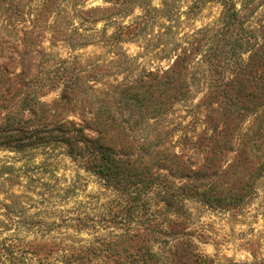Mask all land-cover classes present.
I'll return each mask as SVG.
<instances>
[{
	"label": "rangeland",
	"instance_id": "rangeland-1",
	"mask_svg": "<svg viewBox=\"0 0 264 264\" xmlns=\"http://www.w3.org/2000/svg\"><path fill=\"white\" fill-rule=\"evenodd\" d=\"M239 1L252 5L246 10L249 25H264V0ZM193 2L0 0V264H129L135 248L161 250L167 237L148 229L154 224L157 230L181 232L179 241L191 240L207 264H264V145L248 131L258 125L253 118L240 123L250 145L221 154L225 174L199 180L183 198L176 184L185 180H154L147 205L137 210L124 202L132 180L107 183L92 163L96 133L86 130L81 142L69 146L56 141L61 134L42 132L36 123L42 117L82 123L90 118L89 108L96 111L83 99L87 86L119 104L130 83L150 72L163 73L186 53L188 100L147 114L150 119L136 134L159 138V151L169 147L195 168L205 165L211 156L206 145L192 144L211 132L202 104L206 85L193 78L203 53L204 34L197 32L218 23L222 6L210 2L192 13ZM14 119L22 123L12 124ZM173 191L177 198L169 197ZM232 195L242 201L222 207L213 201ZM169 198L176 215L165 204ZM145 213L153 220L147 229L141 223ZM110 214L116 223L104 221ZM126 214L131 220L121 222ZM109 234L122 235L113 237L117 242L110 248L101 241ZM77 254L85 260L74 261ZM162 259L159 264H169L166 256Z\"/></svg>",
	"mask_w": 264,
	"mask_h": 264
},
{
	"label": "trees",
	"instance_id": "trees-1",
	"mask_svg": "<svg viewBox=\"0 0 264 264\" xmlns=\"http://www.w3.org/2000/svg\"><path fill=\"white\" fill-rule=\"evenodd\" d=\"M210 2L220 4L222 12L216 26H205L197 32L204 34L203 41L200 42L201 46L198 45L203 53L197 60L198 67L193 74L194 79L206 85L202 104L208 111L206 118L208 123H211V132L204 131L197 137L196 142H192V144L206 145L204 147L211 156L207 155L205 165L195 168L187 164L177 152L171 153L169 147L159 151V138L152 141L146 136L136 134L147 124V119H150L147 118V114L157 115L165 112L167 107V111H170L173 103L188 100L191 90L188 86L189 55L186 53L178 54L173 65L163 73L150 72L139 82L130 83L120 92L119 104L109 102L104 96L99 97L95 88L87 86L82 90L83 99L91 103L96 111L93 112L91 111L93 108H89L87 113L90 118L83 119L82 123L73 120L37 118L36 123L40 131L61 134L56 141L66 142L69 146L74 142H81L83 132L86 130L96 133L97 138L94 140L97 145L96 155L93 154L95 158L92 163L97 167L100 177L107 183L132 180L128 184L130 188L125 193L124 201L131 210H137L139 205H147V192L154 185V180H185L184 184H176V188L183 192L180 193V197L183 198L184 191L192 189L191 186L199 180H213L220 174L226 173L221 154L234 148L242 151L252 140L247 139L250 135L244 132L245 126H242L241 122L245 123L252 118L257 121L256 128L249 127L248 131L254 130L255 135L259 137L257 141H260V145H264V25L258 29L248 24L250 20L247 18L246 10L248 6L252 7L249 1L240 3L239 0H194L192 13L198 12ZM145 78L154 80V84L144 83ZM125 111L129 113L127 118L123 116ZM33 114L36 115V111H33ZM17 122L21 124L22 120L14 119L12 124ZM76 125L79 126L78 129ZM263 172L264 160L260 169V173ZM169 197L177 198V195L173 191ZM170 198L165 204L172 209L175 205ZM213 201L222 207L229 204L238 205L242 200L232 195L215 197ZM173 212L175 215L178 213L176 208ZM141 217L144 218L140 220L146 225V229L147 225L152 226L153 220H147L146 213L141 214ZM81 219L78 217L73 220ZM126 220H131L128 214L121 222H127ZM104 221L109 224L116 223L111 214L109 219ZM165 223L171 226L173 221L168 219ZM162 226L163 223H160L159 228ZM148 229L151 232L163 233L167 239L164 240V244L160 243L159 251L154 245L135 248L129 256L131 259L129 264H139V262L145 264L146 259L147 264H159L163 263L162 256H166L169 264L208 263L205 255L196 252L197 248L191 240L179 241L181 232L174 233L163 228L157 230V224ZM187 236L190 237L191 234ZM113 237L121 239L122 235L109 234L107 240L101 241H107L106 244L110 248L115 245V241L117 242ZM169 238H172V243H169ZM157 242L159 243V240ZM142 251L143 255L140 254ZM173 258L177 259L176 263L172 261ZM84 260V256L77 254L74 261L80 263ZM233 264L260 263L258 260H253L250 263Z\"/></svg>",
	"mask_w": 264,
	"mask_h": 264
}]
</instances>
